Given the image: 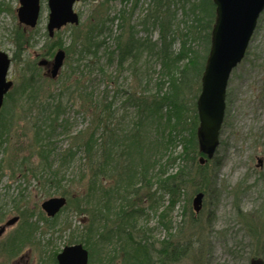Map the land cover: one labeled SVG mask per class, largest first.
I'll return each mask as SVG.
<instances>
[{"label": "rangeland", "instance_id": "obj_1", "mask_svg": "<svg viewBox=\"0 0 264 264\" xmlns=\"http://www.w3.org/2000/svg\"><path fill=\"white\" fill-rule=\"evenodd\" d=\"M151 3L152 0H78L74 9L80 16V23L67 24L50 36L48 0H41L39 22L26 34L31 42L20 50L14 39L21 25L17 15L20 2L0 0V48L12 58L9 79L14 82L13 99L8 104L13 113L7 115L6 127L2 128L6 135L0 155V226L14 216L19 217L0 236V243L6 241L23 222L21 212L25 209L37 214L33 217L35 221L41 212L45 214L41 206L44 200L61 196L64 189L68 194L64 195L66 197L80 196L86 190L89 173L86 153L74 137L91 125L96 106L100 108L105 104V107H110L105 111V118L109 115L114 127L122 131L129 129L136 120L135 108L125 103L127 95L131 92L147 94L158 89L162 65L155 57H148L144 52L136 67L131 61L120 67L115 53L110 60L118 39L128 37L129 32H123L129 29V24L135 26L136 37L158 41L159 28L152 19L145 18ZM122 10L126 11L127 16H124L127 20L121 19ZM192 18L193 15H186L184 9L177 8L173 18L176 32L174 51L179 49ZM93 24L98 25L94 37L98 45L93 47L94 51H87L84 37ZM74 36H81L83 42L76 45L70 57H66L59 74L52 77L51 64L42 66L40 60H53V55L46 54L52 42L61 40L69 46ZM192 45L203 51L201 41L195 40ZM30 65L38 67L41 78L37 79L40 89L34 100L18 90L24 69ZM197 88L196 82L192 93ZM19 94L22 95L21 100L13 101L19 100ZM58 102L64 111L58 123L66 122L65 127L58 128L59 133L53 139L55 150L51 161L54 169L63 165L59 172L60 187L47 183L46 174L40 178L22 170L26 167L36 169L39 159L33 156L31 147L36 124L40 125L51 111L50 106ZM70 147L75 152L73 155L68 152ZM181 150L180 145L165 150L163 163ZM26 158L28 160L25 161ZM179 162L169 165V171H175ZM215 162L220 163L215 172L216 186L205 193L203 208L195 221L190 217L191 209L183 217L182 206H178L170 215L173 228L167 231L158 221V213L144 205L145 214L139 219V225L152 241L160 242L169 234L173 235L175 242L192 239L193 247L187 256L172 264H252L264 261V12L258 20L246 57L229 79L220 144L215 157L211 158V165ZM189 195L194 197L191 189H188ZM166 204L162 200L159 205L164 208ZM192 210L196 212L193 204ZM89 221L90 214L73 207L66 208L60 213L53 230L48 229L49 223L40 222L36 246L14 258L0 248V264H43L42 256L47 258L51 252L61 251L65 246L86 238L84 229ZM105 246L101 259L114 253V245ZM113 263L121 264L120 255L114 258Z\"/></svg>", "mask_w": 264, "mask_h": 264}, {"label": "trees", "instance_id": "obj_2", "mask_svg": "<svg viewBox=\"0 0 264 264\" xmlns=\"http://www.w3.org/2000/svg\"><path fill=\"white\" fill-rule=\"evenodd\" d=\"M177 8L184 9L186 15H193V22L183 34L179 49L174 51L176 32L173 18L176 17ZM120 15L121 19L127 20L125 10ZM145 18L152 19L153 24L159 28L158 41L136 37L135 26L129 24L128 30L123 27L126 30L123 33L129 32L128 37L118 39L110 60L115 53L120 67L127 61L136 67L144 52L148 57H155L162 65V79L158 89L148 95L133 92L127 95L125 103L131 104L136 110V120L129 129L121 131V128L114 127L111 117L108 115L105 118L108 107L104 104L100 108L96 106L91 125L74 137L86 153L89 170L87 188L80 196H67L68 203L61 212L73 207L81 213L90 214V221L84 229L86 238L78 241L89 249V264H115L113 261L117 255H120L121 264H172L179 261L193 247L192 239H185L183 243L175 242L173 235L169 234L168 238L160 242L152 241L139 225V219L145 214L144 205L147 204L150 210L158 213V221L167 231H171L173 225L170 215L178 206H182L183 217L189 209L193 221L199 216L192 210L193 198L190 195L188 197V189L195 195L198 192L208 193L213 185L216 186L215 172L220 163L211 165V158L203 164L200 162L203 153L198 142L200 121L197 110L201 79L211 48L216 5L213 0H152ZM97 28L98 25L93 24L85 34L84 45L87 51H94L93 47L98 45L94 41ZM27 30V27L20 25L14 34L16 46L20 50L31 42L30 36L26 35ZM72 38L69 46H65L61 40L52 42L46 54L54 55L55 48L64 47L67 57H70L76 45L83 42L81 36ZM195 40L201 41L202 52L193 47L192 42ZM24 70L18 90L34 100L40 89L37 81L41 79L38 76L39 69L30 65ZM135 75L139 76L136 72ZM196 82L198 88L192 93ZM12 91L7 93L0 112V155L6 135L2 128L6 127L7 115L13 113L8 105L13 99ZM19 96V100L17 98L13 101H20L22 95ZM50 109L42 123L36 124L31 145L33 156L39 159L36 169L26 167L22 170L25 174L30 171L39 177L46 174L47 183L60 187L59 172L63 165L54 169L51 156L55 150L53 139L59 133L58 128L65 127L66 121L58 123L64 112L60 102L54 103ZM178 145L182 150L175 156H169L168 161L163 163L164 151ZM72 150L73 147L68 149L71 155L75 153ZM178 160L180 162L175 171L170 172L167 167L175 165ZM66 194L64 189L62 195ZM162 200L167 202L164 208L159 205ZM61 212L54 217L41 212L33 221L37 214L25 209L21 212L23 222L6 241L0 243V248L14 258L31 246H36L40 222L49 223L48 229L53 230ZM209 219H212L211 215ZM106 244L114 245V253L101 259ZM58 252H51L47 258L42 256L43 264H57Z\"/></svg>", "mask_w": 264, "mask_h": 264}, {"label": "water", "instance_id": "obj_3", "mask_svg": "<svg viewBox=\"0 0 264 264\" xmlns=\"http://www.w3.org/2000/svg\"><path fill=\"white\" fill-rule=\"evenodd\" d=\"M78 0H48L50 36L67 24H79L80 16L74 5ZM216 5V20L211 32V48L202 75L201 91L197 98L199 116L198 142L203 155V164L207 157H213L219 144L221 129L227 106V89L233 70L243 61L256 30L258 20L264 12V0H213ZM17 14L21 24L34 28L41 13V0H19ZM66 59V51L58 49L53 60H40L44 66L51 64V76L56 77ZM12 59L8 52L0 48V111L6 94L14 85L9 79ZM207 157H206V156ZM204 192L193 197V206L198 213L203 208ZM67 204L65 196L46 199L41 206L45 213L53 217ZM18 216L8 219L0 226V236L8 226L15 224ZM57 264H89V250L83 243L65 246L57 254ZM252 264H264V261Z\"/></svg>", "mask_w": 264, "mask_h": 264}, {"label": "flooded vegetation", "instance_id": "obj_4", "mask_svg": "<svg viewBox=\"0 0 264 264\" xmlns=\"http://www.w3.org/2000/svg\"><path fill=\"white\" fill-rule=\"evenodd\" d=\"M48 67H49V64H48ZM13 264H20V262H15V263H13Z\"/></svg>", "mask_w": 264, "mask_h": 264}]
</instances>
